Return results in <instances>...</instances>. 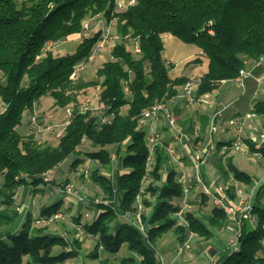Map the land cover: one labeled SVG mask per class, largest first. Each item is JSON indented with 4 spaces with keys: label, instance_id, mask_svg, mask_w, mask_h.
<instances>
[{
    "label": "trees",
    "instance_id": "16d2710c",
    "mask_svg": "<svg viewBox=\"0 0 264 264\" xmlns=\"http://www.w3.org/2000/svg\"><path fill=\"white\" fill-rule=\"evenodd\" d=\"M126 1V9L116 11V0H0V226L4 217H16V213L10 216L9 209L20 187L38 188L45 184L44 172L56 170L72 156L73 165H79L85 161L78 157L83 153L99 163L91 176L104 193L102 200L109 201L96 204L95 219L81 225L97 237L92 258H100V248L113 255L124 248L132 254L114 263L105 258L99 264H160L156 244L164 234L175 231L181 241L191 233L208 239L229 225L225 212L216 207L203 217L188 212L189 227L177 223L174 214L184 189L167 152L169 138L157 146L150 165L147 133L139 124L142 113L177 96L189 80L172 76L170 62L163 56L164 36L200 48L201 54L189 64L208 60L198 94L212 93L264 55V0ZM100 15L108 23L116 20L121 41L113 45L111 59L99 68L97 80L78 74L72 78L76 66L89 62L102 38V29L85 36L84 22ZM75 35L83 38L74 53L56 55L47 49L49 43ZM129 40L137 43L136 55L128 47ZM98 86L101 90L94 103L98 110L82 112L83 94ZM45 96L54 99L52 108L72 107L70 122L56 144L30 132V113ZM86 143L93 149L84 150ZM250 145L252 151L258 150ZM113 151L119 163L115 179L101 172V167L111 172ZM260 151L264 156V146ZM227 163L219 167L226 182L234 176L247 186L255 184L253 175L232 161ZM139 203L148 210L141 215L144 232L132 222ZM253 205L257 224L245 223L240 250L227 251L219 259L221 264H264V183L255 191ZM62 207L63 201L43 206L40 215L65 212ZM47 228L33 227L30 215L17 233L6 232L0 238V264H63L78 255L65 237L50 235ZM56 246L62 248L59 253L54 252Z\"/></svg>",
    "mask_w": 264,
    "mask_h": 264
},
{
    "label": "built area",
    "instance_id": "2783aa9c",
    "mask_svg": "<svg viewBox=\"0 0 264 264\" xmlns=\"http://www.w3.org/2000/svg\"><path fill=\"white\" fill-rule=\"evenodd\" d=\"M135 0H131L129 4H134ZM126 0H116V11H122L127 7ZM114 20L108 23L107 29L103 30L102 38L94 48L90 61L94 60L96 54L100 48H104L111 38H114L112 32V24ZM89 20L84 22V28L89 29ZM52 44V43H51ZM256 66H261L264 68V55H262L256 62ZM86 63H81L76 66L75 72L72 78L77 76L78 71L83 70ZM250 70L243 69L240 71L238 77L236 78L241 85H244V80L246 77L250 76ZM202 84V76H193L182 87V92L180 97L186 102L188 107L195 106L198 103L211 104L212 100L215 99V93H208L204 95H199L198 90ZM100 87L89 88L85 94H83L80 100V110L82 112L87 111H97L98 108L94 106L95 101L100 93ZM173 99V98H172ZM172 99L168 101H161L153 104L149 108L145 109L142 113L140 119V127L144 128L147 133V140L150 147L149 162L154 159L155 150L157 146L163 145V141L166 138V133L161 126L166 125L168 131L170 132L171 138L173 139L167 146V152L170 156V161L177 165L179 171V182L183 186L184 194L180 200V207L174 214V217L179 225L189 227V218L187 216L188 212L193 210V206H198L196 201L200 203L198 207L202 205L204 199L212 204L213 207L223 210L229 220V226L232 231V237L228 240V249L233 251H239L241 248L240 238L242 236V228L248 221L252 225H256L258 222L257 216L254 214L253 205V195L254 193H248L245 190L244 183L237 180L234 176H231L227 182L221 183H206L204 180V174L202 168L207 164L209 159L212 157L214 151L217 149V144L215 142L214 136L218 133V120L223 118L225 108L222 104H217L215 111L213 112L210 120V124L206 131L202 132L199 125L193 126L190 132H186L179 128V123L177 117L172 109L171 102ZM72 115V107L67 108V122L65 127L69 124ZM256 112H252L244 117H242L237 124V129L239 132L238 142L236 141L231 146H226L224 152L233 150H242L245 147V143L242 141V134L246 125L248 118L255 117ZM52 117V114L47 112H41L39 108L35 107L30 113L31 121V133L39 134L43 130H54L56 124L48 125L47 127L40 124V119H48ZM104 120H109L105 117ZM58 126V125H57ZM63 129V133L65 130ZM253 132H251L249 139L251 142L257 144L258 151L255 152V156H263L260 148L264 146V124L261 129L257 126H253ZM62 132L58 135L61 136ZM85 140V139H83ZM244 149V148H243ZM89 164L93 160L88 159ZM89 164L80 168V175L89 177L91 172ZM81 166V165H80ZM188 167L191 168V174L188 172ZM55 169H49L42 174L45 184H52L55 180ZM166 177V176H165ZM233 187V188H232ZM233 191L234 198L231 197L229 191ZM62 192L69 199H74L77 202H87L85 195L73 186L71 183H66L62 189ZM195 201V202H193ZM95 205L101 202L109 203L107 200H101L96 198L92 201ZM196 203V204H195ZM208 205V203L206 204ZM144 207L139 203V211L132 221L135 226L144 232L142 225V211ZM65 212H58L50 217H40L37 221L38 224L45 223L51 224L52 222H58L65 218ZM137 220V221H136ZM138 222L139 224H136ZM139 225V226H138ZM264 229V226H263ZM186 241L183 245L178 246V251L176 256L181 255L188 245ZM160 264H175V261L165 263L163 258H159Z\"/></svg>",
    "mask_w": 264,
    "mask_h": 264
},
{
    "label": "rangeland",
    "instance_id": "374dc122",
    "mask_svg": "<svg viewBox=\"0 0 264 264\" xmlns=\"http://www.w3.org/2000/svg\"><path fill=\"white\" fill-rule=\"evenodd\" d=\"M89 25H90L89 29H84L83 34L85 36L91 35L100 29H102V30L107 29L108 22L106 21L105 16L100 15V16H97L93 19H90ZM111 28H112V32L114 34V38H111L104 48H100L96 54L95 59L92 61L89 60V62L86 63L84 69L78 71V73H77L78 75L83 76L84 79H86L88 81L98 79L97 72H98L99 68L102 66V64L106 60L111 59V51H112L113 45L116 42L121 41L120 37H118L117 33H116V20H114ZM81 38H83V36L82 37L80 35L70 36L68 39L63 40L62 42L53 43V44L49 43L47 49L52 50L56 55L72 54L76 51V49L80 43L79 41L81 40ZM128 47L135 53V55L139 52L137 43L134 40L128 41ZM200 53H201L200 48L195 44L184 42L181 39H179L175 36H172V35L164 36L163 56L168 62H170V64L168 66H169V69H170L172 76L192 77V76H196V74H198L201 69H205L206 64H204V63H202L201 65L189 64V62L191 60H193L194 58L198 57L200 55ZM214 93L215 94L219 93L221 100L225 101V100L233 98V97H238V96L242 97V95L244 93V87H243V85L241 86L237 81H235V79L234 80H228V81H225L224 83L220 84V86L217 88V90ZM53 106H54V99L50 96L42 97L39 104H37L36 107L39 108V110L41 112H43V110H46L47 113L52 114V117H49L47 120L44 118L40 119V121H41L40 124L42 125V127L44 128V126L47 127L48 125L56 124V127L54 128V130H52V131L51 130H47V131L43 130L42 132H39L38 135H39L41 140L46 139V140H49L52 143L56 144V143H58L59 138H60V136L58 134L61 132L63 133V129L66 125L68 116H67V109H60V108H55V107L52 108ZM2 109H3V104L1 103V100H0V111ZM26 121H27V117L25 118V122ZM237 124H238V118H236L235 120L227 121V125H229L230 127L236 128ZM221 126H223V125L219 124L220 129H221ZM236 135H237V133L232 128L230 131V136L236 137ZM235 142L236 141H234L233 144ZM243 148H242V150H243ZM83 149L84 150H91V149H93V146L90 143H86ZM242 150H235V152H236L235 155L238 152H242ZM81 155L83 158H85V161L81 162L79 165L78 164L75 166L73 165V162L75 160L74 156L69 157L68 159H66L64 162H62L60 164L59 168H62L61 173L66 174V175L68 174L67 176H69V178L72 181L66 180L65 176H63V174L58 172L56 175L55 181L51 182L54 184V188L57 189V196L56 197H52L51 195L47 196V197L44 196V197H42V199H45V201H42L41 204L51 205V204H54L60 200H64L65 195L62 192V189L66 183H71L74 186V184H73L74 180H75V178H77L76 174H78V178H79V181H80L81 186H82L81 191L85 195L86 199H89V198H93V199L99 198L101 200L104 199V193H103L101 187L97 183L94 182V180L91 176L93 169L95 167L99 166V163L93 161L91 164H89L88 158H86L87 156L83 153ZM235 155L232 157L233 158V164L236 165L239 169H241V170L244 169L246 172L251 173L255 179V182H257L256 181L257 179L260 180V182H258V184H256L252 188H251V186H247L246 184H244L245 190L248 193H251V192L255 193V191L257 190L256 187L260 186L259 183H264V178H263L264 177V159L261 162H259V159L264 158V156L261 157V156L253 155L254 157L258 158V159H256V158L251 157V156H249V157L239 156L238 157V155H236V156ZM112 156H113V165H112L111 172L107 171L106 168H102V167H101V172L105 173V174H110L115 179L117 177V173L119 171V163H118V159L116 156V151H113ZM153 161H154V159L151 160V163ZM151 163H150V165H151ZM88 164H89V168H90V172H91L90 176L86 177L84 175H80V172H79L80 168L84 167L85 165H88ZM225 164L226 163H224V165ZM72 166H74V168ZM73 169H74V171H73ZM188 172L190 174L192 172L190 167H188ZM165 176H166V173H164V178H166ZM221 182H219V183H221ZM53 184H51V185H53ZM146 184L148 185V182H145V185ZM206 202L208 203V205H201L200 207L193 206L192 211L196 212L199 217H203L208 212H210L211 209H213L212 204L208 201H206ZM84 204H86V203H84ZM114 204H115V202H114ZM207 206H209L208 209L205 208ZM73 208H75V207H73ZM64 210L66 213L65 218H63L62 220H59L57 223H61L63 225V223H65V222H62V221L67 220V221L71 222L72 224H74V225H72V224L66 225V228L63 227L61 229L64 231L66 229V231L68 233V234H66V236L69 239L67 241H68L70 247L75 249L76 251H79V252H78V255L76 257L66 260V262L63 264H99L100 261L102 259H105V258H108L111 263H114V262L120 261L123 256H129L132 254V252L123 248L119 254L113 255L112 253L107 252L103 248H100L98 250L100 258L99 259L92 258V255H90V254H92V250L95 249L97 239L94 236H89V234L82 229L81 225L85 222H88V221L91 222L94 220V218H92L93 208H89V207L85 206V209L83 210V214L76 213V209H72V208H71V210L68 208H65ZM143 210H145V208ZM147 211L148 210H145V212H147ZM36 212H37V209H36ZM96 212L98 214V210H96ZM41 217H43V216H41ZM38 218H40V216ZM38 218L33 221V227H40V226H43V227L47 226L48 227L51 224L55 223V222H52L51 224H45V223L44 224L43 223L38 224L37 223V221L39 220ZM227 218H228V216H227ZM78 220H79V223H78ZM123 220H125V219L123 218ZM136 224H139V223L136 222ZM142 225L144 228L143 223H142ZM228 227H230V226L228 225ZM12 228L13 227H11L10 229H12ZM230 230H231V228H230ZM230 230H228V229L227 230L226 229L215 230L214 236L211 238H208V239H206L205 237H201L197 234L191 233L190 237L185 241H181L178 238V234H176L175 231H170V232L164 234L162 237H160V239L158 240V242L156 244V248H157V250L161 249V247H163V245L166 244V245H164L165 250H163L164 255L167 258H176L178 246L183 245L186 241L189 240L188 245L186 246V249H185V251L186 252L188 251V252L185 255H186V257L189 256V258H191V261L184 260L183 257H185V256H178L177 261L173 260V261H175V264H177L179 260H180V262H182V264H221L219 262V259L227 251H230L228 249V240L233 235L231 233L232 231H230ZM76 235H79L80 238L83 237V241H80L79 239L75 238ZM78 240H79V243H78V246H76V241H78ZM214 247H217V249L220 251L216 255L215 259L212 255L209 254L211 251L209 249L214 248ZM61 250H62V248L60 246H56V248L54 249V252L59 253ZM183 254H184V252L182 253V255ZM161 258H162V256H161ZM181 259H183V260H181ZM163 260H164V258H163ZM164 262H165V260H164ZM165 263H167V262H165Z\"/></svg>",
    "mask_w": 264,
    "mask_h": 264
},
{
    "label": "crops",
    "instance_id": "0c3cea01",
    "mask_svg": "<svg viewBox=\"0 0 264 264\" xmlns=\"http://www.w3.org/2000/svg\"><path fill=\"white\" fill-rule=\"evenodd\" d=\"M201 54V53H200ZM206 64L205 69H201L196 76H201L203 75L207 69H208V60L206 58H203V62ZM248 70H250L251 75L246 77L244 80V93L242 97H233L230 99H227L225 101H222L220 98V94L217 93L215 94V99L212 100L211 104H205V103H198L195 106L188 107L186 102L180 97L181 92L175 96L172 99L171 106L172 109L177 117L178 123H179V128L182 130H189L195 126L199 125V128L201 129L202 132L206 131L211 120V116L213 112L215 111V108L217 104H222V107L225 108L224 115L222 119L218 120V133L215 134L214 139L217 144V149L214 151L212 157L209 159L206 165L203 166L202 171L204 174V180L206 183H219V182H226L224 180V176L220 172V163H226L228 161H232L233 163V156L235 155V150L233 151H228L224 152V148L226 146H231L234 141H237L239 138V132L237 127H230L227 125V121L230 120H235L238 118V121L248 115L251 114L252 112H256L255 117L248 118L246 121L245 125V130L243 132L242 136V141L245 143V147L242 150V152H238L236 155L241 156V157H254L253 155L255 154L256 151H252L250 143L254 144V148H258L257 144L253 143L250 141L249 136L251 132H253V126H257L259 129L262 128L264 124V68L261 66H256L255 63H249L248 65ZM193 77V76H192ZM191 78V77H189ZM234 80V79H233ZM235 81L238 82L237 79ZM223 81L222 83H224ZM221 83V84H222ZM239 83V82H238ZM240 84V83H239ZM241 85V84H240ZM220 86V85H219ZM242 86V85H241ZM216 91V90H215ZM214 91V92H215ZM260 104V106H258ZM261 110V111H259ZM219 124H222L221 129L219 128ZM163 127L164 131L166 130V138H169V142L172 141L173 139L171 138L172 136L170 135V132L168 131V127L166 125L161 126ZM234 129V131L237 133L236 137H231L230 136V131L231 129ZM22 131L25 130L24 128L21 129ZM235 155V156H236ZM82 157V156H78ZM263 157V156H262ZM256 158V157H254ZM258 159V158H256ZM264 158L259 159V162H261ZM225 164V165H226ZM74 168V166H72ZM228 169V167H226ZM72 170V169H71ZM244 170V169H243ZM74 171V169H73ZM58 172H62V168H57L55 172V178ZM71 172V171H70ZM75 173V172H74ZM63 174V173H61ZM72 174V173H71ZM76 174V173H75ZM251 174V173H250ZM68 175V174H67ZM66 174H63L65 176L66 180H71L69 176ZM252 175V174H251ZM111 176V175H110ZM75 180H74V186L81 191L82 186L78 178V174H76ZM112 177V176H111ZM113 178V177H112ZM264 178V177H263ZM114 179V178H113ZM55 181V180H54ZM72 181V180H71ZM255 184L252 186L254 187L258 182H260L259 179L256 180ZM0 183H1V178H0ZM53 184V183H52ZM260 185L262 183H259ZM43 186V187H42ZM258 186V185H257ZM251 187V188H252ZM259 187V186H258ZM256 187V189L258 188ZM82 192V191H81ZM83 193V192H82ZM52 196L56 197L57 196V189L54 188V184H43L39 186L38 188H35L33 186H22L17 190V193L15 195V203L14 205L9 209L10 216H14L13 213H16V217L14 219H9L4 217V222L0 226V238L4 236V234L8 231H11L13 233H17L21 227L23 226L24 222L26 221L28 216H32L33 221L36 220L40 215L41 209L44 204H41L42 201H45V199H42V197H47V196ZM93 198L87 199V202H77L74 199H69L68 197L64 196L63 201V207L62 209L68 208L71 210L76 209V213L83 214V210L85 209V206L89 208H93V215L92 218L95 219L96 217V205L92 202ZM44 206H47L46 204ZM75 207V208H73ZM4 208V207H2ZM209 208V206L205 207ZM37 209V212H36ZM123 220V217L120 218ZM61 223L55 222L54 224H51L47 228V233L50 235H57V236H63L67 240H69L66 236L67 231L65 229L62 230L61 228H66V225H71L72 223L64 220ZM68 223V224H67ZM74 225V224H72ZM13 227L12 229H10ZM230 230V227H227L226 230ZM231 231V230H230ZM232 233V232H231ZM232 235V234H231ZM230 235V236H231ZM90 236V235H89ZM75 238L79 239L80 241H83V237H79V235H76ZM91 238V237H90ZM97 238V237H95ZM166 245V244H164ZM161 247V249L157 250V253L159 256H162L164 258L165 262L169 263L173 260L177 261L176 258H167L163 250H165V246ZM210 255L216 258V255L220 252L217 247L210 248ZM79 252V251H77ZM188 252V251H187ZM186 251H184V254L179 255V256H185L183 257L184 260H189L191 261V258L186 257L185 254H187ZM177 254V253H176ZM183 260V259H181ZM177 264H182L180 260L178 261Z\"/></svg>",
    "mask_w": 264,
    "mask_h": 264
}]
</instances>
